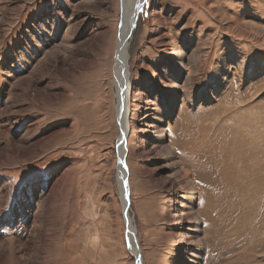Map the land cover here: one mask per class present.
Returning <instances> with one entry per match:
<instances>
[{
	"label": "rangeland",
	"instance_id": "1",
	"mask_svg": "<svg viewBox=\"0 0 264 264\" xmlns=\"http://www.w3.org/2000/svg\"><path fill=\"white\" fill-rule=\"evenodd\" d=\"M121 18V0H0V264L137 263ZM132 31L143 264H264V0H147Z\"/></svg>",
	"mask_w": 264,
	"mask_h": 264
},
{
	"label": "bare ground",
	"instance_id": "2",
	"mask_svg": "<svg viewBox=\"0 0 264 264\" xmlns=\"http://www.w3.org/2000/svg\"><path fill=\"white\" fill-rule=\"evenodd\" d=\"M122 18H121V25L120 30L118 33V43L116 47V55H115V67H114V83L116 87V95H117V115L119 119V123L121 126V130L124 132V137L119 138V182L121 188V198L122 204L125 203L126 205V189L123 185V178L127 176V180L129 178L128 166L126 164V157L128 155L129 150V143H128V129L130 128L131 124L129 121V112L131 111L134 100H133V93H132V83L130 81V53H129V42L132 35V30L134 29L137 16L140 14L142 9L141 6L138 4L139 0H122ZM147 0H144L143 6L145 5ZM142 6V8H143ZM155 40V39H154ZM150 40V41H154ZM128 117V118H127ZM129 188V183H128ZM130 192V191H129ZM128 215L131 221V228L134 229V221L133 216L130 212V205L128 210ZM125 218V217H124ZM137 232V230H136ZM130 243L132 240V233L128 234ZM129 243V242H128ZM134 254L136 255V260L140 262L138 259L139 252L137 253L136 249L131 247ZM137 264V263H136Z\"/></svg>",
	"mask_w": 264,
	"mask_h": 264
},
{
	"label": "water",
	"instance_id": "3",
	"mask_svg": "<svg viewBox=\"0 0 264 264\" xmlns=\"http://www.w3.org/2000/svg\"><path fill=\"white\" fill-rule=\"evenodd\" d=\"M122 2L123 1L121 0V4H122ZM143 3H144V0H139L138 1V4L141 6L140 7L141 9H142ZM123 137H124V132L122 131L120 138H123ZM118 143H119V141H118ZM118 174H119V172H118ZM122 182H123V185H124V187L126 189V194H125L126 205H125V203H123V214H124V217H125V223L127 225V231H128L127 233L128 234L132 233L131 242H133V245H132V243H130L129 236H128V242H129L131 247L133 246V248H135L136 251L139 252L138 259H140V262L138 260L137 264H143V258H142V254H141V248L139 246V241H138V237H137L136 227H134V229L131 228V221H130V218H129V215H128V210H129V205H130V197H129V193L130 192H129V188H128L127 176L123 178Z\"/></svg>",
	"mask_w": 264,
	"mask_h": 264
}]
</instances>
